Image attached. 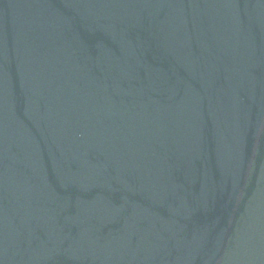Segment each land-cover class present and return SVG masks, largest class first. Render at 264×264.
<instances>
[{
	"label": "water",
	"instance_id": "1",
	"mask_svg": "<svg viewBox=\"0 0 264 264\" xmlns=\"http://www.w3.org/2000/svg\"><path fill=\"white\" fill-rule=\"evenodd\" d=\"M0 264H264V0H0Z\"/></svg>",
	"mask_w": 264,
	"mask_h": 264
}]
</instances>
